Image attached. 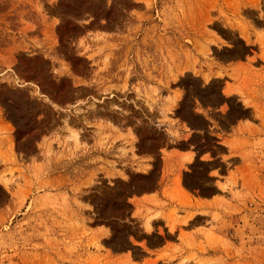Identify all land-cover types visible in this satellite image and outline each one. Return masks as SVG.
<instances>
[{"label":"rangeland","instance_id":"obj_1","mask_svg":"<svg viewBox=\"0 0 264 264\" xmlns=\"http://www.w3.org/2000/svg\"><path fill=\"white\" fill-rule=\"evenodd\" d=\"M161 179L158 264H264V0H0V264H101Z\"/></svg>","mask_w":264,"mask_h":264},{"label":"crops","instance_id":"obj_2","mask_svg":"<svg viewBox=\"0 0 264 264\" xmlns=\"http://www.w3.org/2000/svg\"><path fill=\"white\" fill-rule=\"evenodd\" d=\"M183 173V170H182ZM165 180L161 179L158 185V189L155 192L144 193L136 195L135 198H131V203L133 206L132 219L131 222H137L136 227L128 231L126 242L123 246L114 245L113 243H108V240H105L101 243V247L95 246L92 248V252L96 257H99L101 264H158L165 263L168 260V256L171 254L172 248L174 246L178 247L180 253L187 252H196L198 250L199 241L203 242L201 237V232L204 231L200 228L199 225V213L196 212L193 217L189 220L190 223L196 222L193 226L189 228H181L186 231L189 235H192L193 243L195 246H188V244L183 239H177V236L180 235L179 228H176L173 232L176 239H171L170 236L172 232L167 226H164V232L162 236L159 234V230L156 228L152 231L147 230L144 227L145 211L142 208V204L153 199L161 198L159 193L162 192L163 188L166 186L164 184ZM167 182V181H165ZM172 185V180L168 181ZM171 182V183H170ZM168 185V183H167ZM181 186L184 191L187 192L188 197L190 198L193 204L197 203L195 200L197 197L200 199L202 204H206V201H211L212 197L196 194V188H190L185 182L181 181ZM167 201V199H163ZM140 209L139 213H135V210ZM184 215V214H182ZM158 218H153L151 222L154 224L157 222ZM164 223V222H163ZM165 224V223H164ZM203 226V225H202ZM206 228V227H205ZM199 240V241H198ZM163 252H167L165 256L162 255ZM177 258L174 259L176 261Z\"/></svg>","mask_w":264,"mask_h":264}]
</instances>
